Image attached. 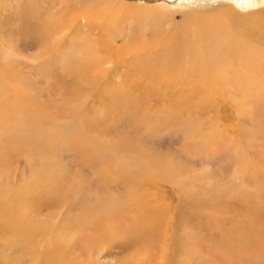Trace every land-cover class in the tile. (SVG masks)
<instances>
[{"label": "rangeland", "instance_id": "rangeland-1", "mask_svg": "<svg viewBox=\"0 0 264 264\" xmlns=\"http://www.w3.org/2000/svg\"><path fill=\"white\" fill-rule=\"evenodd\" d=\"M83 1L79 3L77 0H0V84L3 83L7 92L20 90L22 95H28L27 100L33 97L41 110L52 115L54 120L60 121L63 126L74 121L75 111L81 116L92 115L90 118H93L94 124L99 121L98 117L96 119L94 117L104 114L105 123L102 120L92 127L85 128L84 131H87V138L95 135L90 140H98L97 143L101 140L102 143L109 141L110 145L114 143L120 145L123 140H131L130 149L127 151L113 154L111 150L112 156H116L114 160L121 159L120 162L126 165L135 160L148 166L149 160H146L147 163L136 154L137 148L140 147L163 156L166 164L177 168L176 182L186 181L188 178L196 181L190 184L189 190L179 183L163 182L161 187L157 185L158 193L163 190L161 197L166 195L165 201L156 206L162 213V230L167 228L168 219L163 214L165 206L169 203L175 211L177 226L178 219L183 221L188 217L191 224L189 230L191 244L186 247L184 243L186 241L180 239L181 244L175 246L174 257L172 252H168L170 249L163 251V243L157 248L148 247L150 242H147L144 247L131 251V246L137 244V237L140 235L137 233L132 240L134 242H130L128 237L116 236L103 242L98 241L90 252L83 249L90 247L91 241L85 243L88 232H83L79 228V220L77 222L75 216L83 212L87 205L100 199L111 198L110 195L127 196L131 184L129 181L120 179L119 181L114 177L102 180L101 167L96 161L93 162L94 156L86 151L88 148L78 150L60 148L57 154L49 152L43 155L47 163L44 166L40 164L41 156L36 151L33 152L31 151L33 149L28 147L8 150L0 136V183L9 186L0 187V212L12 213L15 226L21 232L24 230L33 232L34 228L42 229L45 225L52 227L58 222L63 223L69 231L66 232L67 237L73 235L75 238L69 245L72 247L70 258L77 264H87L86 260L90 259L91 254L94 255L91 264H264V106L261 103L264 102V96L254 94V88L252 94L247 87L246 93H251L248 100L245 92L240 93L242 89L233 90L228 86L226 92L221 95L207 96L206 93L196 92L195 95L190 94L189 98L187 95L182 97L174 95L176 93L174 87L169 90H173L174 93L164 95L167 90L164 85L147 87L146 84L140 86L134 84L132 87V84L124 86L117 82L115 86L112 84L113 78L119 81L117 76L126 69L125 62L119 61L116 55L111 58V63L104 65V70H99V76L98 70L91 64L82 69L81 64L83 65L84 61L99 54V50H78L81 48L80 44L90 43L99 32L97 25L95 26L98 31L94 29L91 32L88 25L82 26L86 22L82 18L86 7L94 3V0ZM126 6L135 8V5ZM92 7L97 9L95 5ZM75 14L79 15L78 20L64 31L62 27L71 25ZM151 23L154 24L153 21ZM39 27L40 31L37 30ZM60 37H63L62 40ZM3 56H9L7 60L12 63L5 64ZM71 61L77 75L75 72L70 73L72 69H66L65 62ZM104 72H107L106 75ZM21 73L22 75H19ZM9 76L14 78L11 79ZM75 84L80 86L76 87ZM69 104H72L74 112L69 111ZM147 117L149 119L146 121L149 120L150 123H146L151 129L147 128L142 120ZM47 124L49 125V122ZM5 129H0V135ZM151 130H154V133ZM103 152L108 153L107 147H104ZM82 154H85V158L81 157ZM55 162H60L61 165L58 166L54 164ZM48 164L54 165L47 172ZM137 171L136 167H132V173ZM40 174L44 179L39 177ZM49 176H55L58 182L50 183ZM134 176L136 177V174ZM40 179L46 180L48 184L46 182L45 184L52 186L53 189L63 182L65 184L62 185L68 187L73 185L72 188L76 189L71 193L67 204L49 203L47 196L40 197L42 193L39 191V182H36L35 188H31L33 182L41 181ZM6 193L11 194L12 200L16 194L22 197L20 201H30L35 205L32 207L28 202L31 206L28 210L32 215L31 221L17 212V206L20 204L15 207L14 203L19 200L18 198V200L14 198V201H5ZM31 198L35 199V203ZM152 203L149 202L147 205L153 206ZM124 213L128 219L126 225L130 223L135 226L136 223L143 221L142 218L138 221L133 219L132 216L139 217L141 214L135 209L128 208ZM83 214L86 217L89 215L88 212ZM232 221H239V227L246 226L244 229L250 235L246 239L251 240L237 250L228 243ZM0 227V264H40L36 262V256L34 258L33 255L32 257L29 255L27 239L11 237L17 228L7 226L1 214ZM53 235H57L53 228L47 229L39 237L34 235L37 239L34 240L36 250L42 251L45 246H49ZM14 239L19 242H15ZM184 247L190 253L188 259L182 256ZM232 253H236V256L232 257Z\"/></svg>", "mask_w": 264, "mask_h": 264}, {"label": "bare ground", "instance_id": "bare-ground-1", "mask_svg": "<svg viewBox=\"0 0 264 264\" xmlns=\"http://www.w3.org/2000/svg\"><path fill=\"white\" fill-rule=\"evenodd\" d=\"M77 1L79 3L84 2L83 0ZM93 5L97 9L93 8ZM93 5L86 7V11H84L82 16L86 22H82V26L88 25L91 32L97 29L95 26L97 25L99 29L98 36L91 39L90 43L87 42L85 45L80 44L79 47L81 46V48L78 50H99V54H96L90 60L84 61L83 65L81 64L83 66L82 69L87 68L91 64L98 70V75L99 70H104V65L111 63V58L116 55L119 61L125 62L126 69L125 71H121V74L117 76L119 81L116 80L117 78H113L112 84L115 86L117 82L119 85L124 86L132 84V87L134 84L136 86L146 84L148 85L147 87L164 85L167 88L166 91L162 89V91H165L164 95L174 93L173 90L169 91L172 87V89L176 88L174 95H177V97L187 95V98L191 96L190 94L195 95L196 92L199 94L206 93L207 96L221 95L226 92V86L232 87L233 90L242 89L240 93H246L247 87L248 90L252 91V94L254 93V88V94L264 96V0H94ZM125 5H135V8L125 7ZM240 12H242V15H240ZM177 13H181L182 15L176 16ZM78 17V14L73 15L71 25H65L62 27L63 30L67 31L78 20ZM179 17H181V21L178 19ZM40 29L39 27L37 30L40 31ZM76 48L73 49L76 50ZM121 52L123 53V57H121ZM7 57L3 56V61L5 64H11L12 61L7 60L9 56ZM68 59L66 58V60ZM72 61L65 62L66 69H72L70 73H76L77 75ZM91 70L93 71L92 68ZM82 71L84 72V70ZM106 73L104 72V75ZM19 75H22V73ZM22 77L20 78L23 79ZM2 84H0V129L7 128L3 133L1 132L2 135L0 136H2V140L4 139L2 143H5L6 149L31 148L33 149L31 151H36L41 156L42 163L40 164H44L45 166L47 163H45L43 155H47L49 152L57 154L60 148L65 150L88 148L86 151L91 152L94 156L93 162L96 161V164L101 167L100 175L102 176V180L114 177L118 180H126L131 183L129 187L126 185L128 189L130 188L128 192L126 191L127 196L110 195L111 198L100 199L96 203L83 208L82 211L89 214L87 217L83 212L75 216V220L77 222L79 220V228L83 232H88L85 243L88 244L91 241L90 247L83 249L90 252L95 244H98V241L103 242L116 236L128 237L131 240L130 242H134L132 240L137 236V233L140 235L139 238L137 237V244L131 246V251L144 247L147 242H150L148 247L157 248L163 243V251L170 249L168 252H172L174 257L177 244H181L180 239L183 242L186 241L184 242L186 247L190 246L191 233L189 230L191 224L189 219L188 217L183 221L178 219L177 226L175 211L172 208V204L169 203H166L167 205L163 214L168 219L167 228L164 227L165 229L162 230V213L156 206L165 201L166 195H163V198L161 197V191L163 190L158 193L157 185L161 187L163 182L179 183L183 185V188H185V185V189L189 190L190 184L196 181L188 178L186 181L176 182L177 168L171 164H166L163 156L145 151L140 147L137 148L136 154L140 159L149 160L148 166L142 165L135 160L130 161L132 162L131 164L129 163L130 165L121 163V159L114 160L116 156H112L111 150H113V154L127 151L130 149L131 140H123L120 145L114 143V141L112 145H110L109 141V143H102L100 140L97 143V139V141L90 140L95 135L87 138V131H84L85 128L92 127L102 120L104 121L106 117H103L104 114L96 115L94 119L98 117L99 121L97 120L98 122L96 121L97 123L94 124L93 118H90L92 115H79L80 113L73 110L71 106L73 103L69 102L72 103L69 104V111H75L76 118L74 117V121L70 122V124L63 126L60 121H55L52 115H49L43 109L42 111L38 106L39 103L37 104V101L33 97L27 100L28 95H22L20 90L8 91L9 94ZM75 85L76 87L80 86L79 84ZM91 87L93 88V86ZM246 94L247 100L250 99L251 93ZM261 103L264 106V102ZM61 111L60 113H62ZM59 116L61 118L62 115L60 114ZM148 117L142 120H144L147 128L151 129L150 125L146 123L149 122V120L146 121V119H149ZM48 122L49 125L47 124ZM151 131L154 133V130ZM104 147H107L108 153H102ZM81 157L85 158V154H82ZM54 164L61 165L60 162H55ZM54 164H48L49 167H46V171L48 172ZM132 167L137 168V173H132ZM97 172L96 174H99ZM135 174L136 177L134 176ZM40 175L39 177L44 179L43 175ZM49 178L50 183L52 181L58 182L55 176H49ZM36 182H39V191L42 193L40 197L45 195L48 197L49 203H56L57 205L60 203L67 204L68 198L76 189L72 188L73 185L69 187L62 185L65 184L64 182L62 184L59 182L60 185L58 186L57 184L53 189L52 186L50 187L45 184L46 180L33 182L31 188H35ZM3 185L1 182V188L9 187L8 185ZM100 188L97 187V189ZM28 194L30 195L31 192ZM5 197L6 202L8 200L14 201V198L16 200L19 199L14 203L15 207L20 204V206H17V212L23 214L25 219L28 217L29 221H31L30 217L32 215L28 212L30 206L28 202L30 203V201L22 202L20 201L22 197L16 194L13 200L11 199V194L6 193ZM32 200L34 202L35 199ZM149 202L154 204L155 208L151 204V207L148 206ZM30 204L32 205V203ZM128 208L135 209L139 214L141 213L139 217L137 215L132 216L135 221L140 220V218L143 221L136 223L135 226L130 223L126 225L128 219L124 212ZM0 214L7 226L16 227L12 213L3 214L0 212ZM56 225H51L52 227L45 225L42 229L34 228L33 232H29L28 230L21 232L16 227L17 231L13 232L11 237L27 239V251L31 257L32 255L34 258L36 256L37 263L77 264L73 258H70L72 247L69 245V242L75 239L74 236L67 237L66 232L69 231L63 223L59 224L58 222ZM52 228L55 229L57 235L52 236L49 246H45L42 251L36 250L34 240L37 239H35V236L39 237L44 231ZM244 228L247 227L244 225L239 227V221H232L228 243L231 244L234 250L251 241L250 239H246L250 235ZM143 236L145 237L143 238ZM14 240L15 242H19L16 239ZM186 247H184L186 252L184 251V255L182 256L188 259V254L190 253L186 250ZM177 251L179 253V250ZM235 254L232 253V257H235ZM89 257L90 259L86 260L87 264L92 263L91 258L94 255L91 254Z\"/></svg>", "mask_w": 264, "mask_h": 264}]
</instances>
